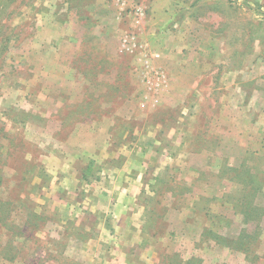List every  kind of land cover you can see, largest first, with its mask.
<instances>
[{"label":"rangeland","instance_id":"obj_1","mask_svg":"<svg viewBox=\"0 0 264 264\" xmlns=\"http://www.w3.org/2000/svg\"><path fill=\"white\" fill-rule=\"evenodd\" d=\"M129 226L128 264H264V0H0V264Z\"/></svg>","mask_w":264,"mask_h":264},{"label":"crops","instance_id":"obj_2","mask_svg":"<svg viewBox=\"0 0 264 264\" xmlns=\"http://www.w3.org/2000/svg\"><path fill=\"white\" fill-rule=\"evenodd\" d=\"M109 159H111L110 156H109ZM100 171L101 172L106 171L105 176H107V175L115 176L116 174L120 173V172L116 171L115 167H113V168L109 167L108 169L102 168ZM98 173H100V172L98 171ZM103 179L106 180L105 177ZM111 182H113V181L111 180ZM102 185L104 186V188H102V190H105V191L110 190L109 188H105V185H106L105 183H103ZM136 187H137V183L134 182L133 180H131L130 182L124 181V182L120 183V187H117V188L114 186V188H115L114 190L122 191V192H126V193L121 194L123 196V198L119 197L118 199L117 198L115 199L113 196L108 198V205H110L111 209H113V208L116 209V208H120V207L125 209L127 206H129L130 205L129 192L133 191L134 189H136V191H137ZM114 190H111V191H114ZM101 195L106 196L103 194H101ZM124 209L120 211V212H122L120 214H116L115 213L116 211L114 209L111 211L112 214L106 212L107 213L106 217H108L109 220L111 219L116 224H117V222H120L121 220L124 221L126 219V223L124 222L125 224H123L125 227V226H127V222H129V220L131 219V217H129L128 213L131 212V215H132V211L130 209L129 210L126 209V211H124ZM133 228H131L129 226V229H131V230H125V229L123 230L122 229V231H119L120 234H116L117 232H115L113 230H109L108 236H107L109 239L121 240V242L119 241L116 244L117 246L111 245L109 248H108V246H105V249H103L104 250L103 255L105 256V258L107 257V260H108V256L117 255L115 258L110 260L111 264H128V263H126L127 258L130 259L134 256L142 255V252L140 250V248H142L140 245V242L136 243V245L133 244L134 242L131 243L132 244L131 246L125 245V244H127V242L129 240L134 238L133 237L134 236L133 231H135V228L134 229ZM138 237H139V241H140V233L139 232H138ZM122 241H125V242L122 244ZM118 255H120L122 257H119ZM141 258L143 259L144 256H142ZM141 264H143V263H141Z\"/></svg>","mask_w":264,"mask_h":264}]
</instances>
